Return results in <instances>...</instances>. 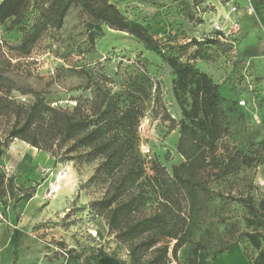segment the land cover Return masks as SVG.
<instances>
[{"label": "trees", "instance_id": "1", "mask_svg": "<svg viewBox=\"0 0 264 264\" xmlns=\"http://www.w3.org/2000/svg\"><path fill=\"white\" fill-rule=\"evenodd\" d=\"M178 1L182 6L206 8L202 0ZM73 6L81 7V12L88 16L86 26L92 44L103 34V25H107L136 37L170 66L174 96L182 113L177 123V148L184 161L173 165L170 171L161 161L150 160L141 151V121L151 105L159 107L162 102L161 85L145 65H139L117 89L114 77L86 71L84 90L89 92L76 98L71 108L53 105L43 91L37 90H32L29 103L19 100L12 94L19 89L6 74L9 62L2 59L0 159L5 148L20 139L50 153L57 162L73 161L75 166L97 163L90 182L102 187V195L77 210L88 208L91 219L105 220L108 236L127 248L129 260H122V264H180L179 250L187 242L195 244L190 264H197L202 249L210 250L216 257L238 244L210 249L196 239L213 196L225 198L224 194L214 193L212 183L242 165H250L255 158L225 143L229 125L226 98L213 76L191 61L211 59L221 48L232 52L234 45L220 38L222 32L202 39L191 38L179 46L163 44L143 21L127 15L111 0H1L0 24L11 21L12 29L19 34L11 48L26 55L46 32L63 27ZM191 47L194 49L184 60V53ZM9 187H16L14 178L2 172L0 163L1 197L9 193ZM35 191L36 187L24 196L29 200ZM241 201L249 207L252 216L248 222L253 227L243 237L257 254L245 253L250 264H264V214L250 199ZM22 235L23 231L14 229L13 246H18ZM59 245L64 246V242ZM68 253V264L84 255L76 248H70ZM105 255L106 251L99 247L85 255V263L97 264ZM18 260L15 250L12 264H18Z\"/></svg>", "mask_w": 264, "mask_h": 264}, {"label": "rangeland", "instance_id": "2", "mask_svg": "<svg viewBox=\"0 0 264 264\" xmlns=\"http://www.w3.org/2000/svg\"><path fill=\"white\" fill-rule=\"evenodd\" d=\"M201 2L206 8L200 7V11L188 5L182 6L178 0L158 2L156 5L163 9L162 12L157 11L154 14L152 11H139L134 13V17L143 21L163 44L179 46L191 38L202 39L215 35L213 24L226 21L224 11H230L233 4L243 8L247 0H241L240 4H227V0ZM87 22L88 16L81 12V7L73 6L63 27L46 32L35 44L32 52L26 55L18 54L11 48L13 39L19 35L17 29H12L11 21L0 24V59L2 62H9L5 66L6 74L15 81V87L19 89L14 90L12 94L29 103L33 99L32 90L43 91L53 105L72 108L76 98L89 92L84 90L87 82L86 71L101 72L114 77L117 89L125 78L137 71L139 65H145L152 78L161 85L162 102L159 107L151 105L141 121L140 148L148 159H157L172 171L173 165L184 161V156L177 148L180 137V127L177 123L182 113L173 92L172 69L160 56L147 50L143 42L136 37L111 29L107 25H103V34L97 36L92 44L87 32ZM245 30V33L238 35L232 52H225L221 48L214 52L211 59L191 60L197 67L213 76L226 98L225 108L229 125L225 143L230 148L246 151L255 158L250 165H242L236 172L212 183L214 193L224 194L225 198L218 194L213 196L210 201L211 209L204 214L196 239L202 240L210 249H219L238 242L246 253L256 256V250L243 237V233L253 227L248 222V218L252 216L249 207L241 200L250 199L256 209L264 214V72L256 66L257 62L248 59L240 61L242 57L238 55L241 54L239 45L247 36L248 31ZM193 49L194 47H191L184 53V60L190 56ZM0 137H3V127H0ZM12 143L13 141L5 148L0 159L1 167ZM22 144H27V148L31 149L27 151V158H31L29 153H32L34 158L30 164L27 160V168L35 173L34 176L28 173L27 177L14 176L2 168L7 177L13 176L16 186L9 187L6 196H0V209L4 216L9 217L12 223L21 220L23 207L28 201L24 196L26 191L31 192L35 187L37 191L39 185L54 176V173L59 174V179L55 180L52 186L57 184L64 189L59 198L62 194L66 195V191H69L67 187L71 186L68 182L69 171L75 170L79 175L82 191L79 190L75 201L62 215L58 214L53 219H45L32 225L34 215H31V219L27 218V240L41 241L52 264L55 261L58 264L63 263L60 247L76 248L84 254L72 264H86L85 255L99 247L107 251L110 243L117 241L108 235L99 239L87 224L94 220L87 214L88 208L77 210L84 206L83 202L88 203L90 199H98L102 195V187L90 182L97 163L75 166L73 161L57 162L48 152L49 157L43 159L44 163H39L38 154L43 150L36 151L34 146L26 141ZM147 148L148 151H144ZM40 154L46 153L43 151ZM60 166L62 168H58ZM49 188L46 190L48 198L44 199L48 200L47 203L55 194L48 195ZM60 242H64V246H60ZM31 245L34 246V243Z\"/></svg>", "mask_w": 264, "mask_h": 264}, {"label": "crops", "instance_id": "3", "mask_svg": "<svg viewBox=\"0 0 264 264\" xmlns=\"http://www.w3.org/2000/svg\"><path fill=\"white\" fill-rule=\"evenodd\" d=\"M115 1L120 9L124 11L127 15L134 17V13L139 11H144L151 13L152 11L156 14L157 11L162 12V8H158L156 3L168 2L169 0H111ZM241 0H227V4L238 2L240 4ZM264 1V0H263ZM258 4V9L256 14H250L244 11V8L238 13H232L230 11H224L227 17L231 20L239 18L243 24V30L240 33L234 34L233 38L239 37L245 33L247 29V36L244 38L243 42L239 45V51L241 57L244 59L251 60L252 62H257L256 66L262 68L264 72V2L256 0ZM149 11V12H148ZM221 14V13H220ZM219 14V15H220ZM238 39V38H237ZM25 141L16 139L13 141L11 149L7 150V157H4L2 168L3 170L9 169L10 174L14 176L23 175L27 177L31 174L34 176V170H29L27 168V160L29 164L34 158L32 153L31 158H27V144L24 145ZM38 150L37 147H33ZM14 149V150H12ZM43 152V151H42ZM40 152V153H42ZM38 154L39 163H44L43 159H47L49 154L45 152L47 156L43 154ZM18 155V156H16ZM21 155V156H20ZM13 160V161H12ZM58 168H62L61 166ZM62 170V169H61ZM78 173L75 170L69 171V180L71 184L69 191H66V195L62 194L59 198V194L64 190L61 186V191L58 195L51 198L49 203L44 200L46 197V190L53 184V182L59 179V174L54 173V176L45 179L41 183L35 192V194L25 203L23 207L21 220L12 223L9 217L0 220V264H12L15 258V250L18 252V264H52L49 262L46 256V251L44 249V244L41 241H35L29 239L27 240V218H32V223H37L45 219H53L56 215H62L65 210L69 209L72 202L75 201V195H79L80 185ZM78 178V179H77ZM77 179V180H75ZM44 200V201H42ZM89 202V201H88ZM87 204L86 202H83ZM47 204L46 207H43ZM84 204V205H85ZM28 216V217H27ZM30 216V217H29ZM90 230L98 235L99 239L101 237H106L108 235V227L105 220L102 217H97L91 222H87ZM15 228H19L23 231V235L20 238V242L17 247L12 244V234ZM47 231L48 228H45ZM33 235V234H32ZM34 236V235H33ZM34 243V246L31 245ZM74 245V244H73ZM73 245H69L72 247ZM118 242H111L110 247L106 248V255L100 258L97 264H122V260H129L127 250L122 246H118ZM42 251H41V250ZM195 249V244L192 242H187L179 250V262L180 264H190V260L193 258ZM54 264H58L55 261ZM197 264H250L249 259L245 253L243 246L239 244L232 245L227 251L213 257V254L208 249H202L199 251Z\"/></svg>", "mask_w": 264, "mask_h": 264}, {"label": "built area", "instance_id": "4", "mask_svg": "<svg viewBox=\"0 0 264 264\" xmlns=\"http://www.w3.org/2000/svg\"><path fill=\"white\" fill-rule=\"evenodd\" d=\"M244 11L250 13V14H256L258 9V4L256 0H247L246 6L243 7ZM198 10L200 11V7H198ZM242 10V8H239L237 5L233 4L231 7L232 13H238ZM226 21H218L213 24V30L214 32H222L223 35H220V38L232 43L233 45L236 43L237 38H233L234 34L240 33L243 30V24L239 18L235 20H231L226 15L224 16ZM25 99V98H24ZM144 151H148L147 149H144ZM7 172H9V169L6 168ZM56 187L51 186L49 188V194L52 195L56 191ZM3 211L0 209V220L5 219ZM94 233V232H93ZM69 248L68 247H60L59 251L63 254V263L62 264H68V253Z\"/></svg>", "mask_w": 264, "mask_h": 264}, {"label": "bare ground", "instance_id": "5", "mask_svg": "<svg viewBox=\"0 0 264 264\" xmlns=\"http://www.w3.org/2000/svg\"><path fill=\"white\" fill-rule=\"evenodd\" d=\"M51 186H52V185H51ZM55 187H56V190H55L56 192H55L54 195H55V197H56V196L58 195V193H60V190H59V189H60V185H57V184H56Z\"/></svg>", "mask_w": 264, "mask_h": 264}]
</instances>
